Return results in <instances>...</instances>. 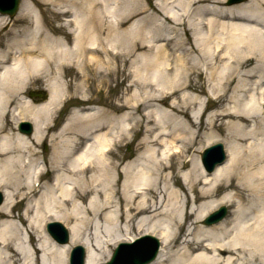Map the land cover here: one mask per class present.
<instances>
[{"label": "bare ground", "instance_id": "1", "mask_svg": "<svg viewBox=\"0 0 264 264\" xmlns=\"http://www.w3.org/2000/svg\"><path fill=\"white\" fill-rule=\"evenodd\" d=\"M43 1L67 17L50 29L67 37L27 0L17 27L0 13V264H70L73 244L85 253L73 264H107L111 245L138 234L160 241L146 264H264V0ZM117 58L131 78L121 113L74 108L37 162L42 118L66 91L59 73L86 81ZM34 75L48 81L36 105L20 100ZM16 116L31 135L5 130ZM131 131L140 148L115 157ZM217 141L227 159L206 172L199 151ZM222 204L229 213L204 223ZM50 220L68 243L50 235Z\"/></svg>", "mask_w": 264, "mask_h": 264}, {"label": "rangeland", "instance_id": "2", "mask_svg": "<svg viewBox=\"0 0 264 264\" xmlns=\"http://www.w3.org/2000/svg\"><path fill=\"white\" fill-rule=\"evenodd\" d=\"M24 1L25 0L20 1L18 10L14 14V17L12 19V21H14L15 27L19 26V24L17 22L18 21L17 13L19 12L20 7ZM27 1L32 4L33 11L35 12L34 15L37 14V16L39 17V19L42 23V26L46 30L50 31V29L52 27H54L55 25L58 24V25L63 26V24L65 23V19L67 17L60 16L58 13H55L54 12L55 7L48 4V2H44L43 0H27ZM154 1L155 0H141V2H144V3H146V2L152 3ZM52 7H53V9H52ZM107 20H109V18H107ZM8 24H10V21L8 22ZM112 24H113V22H112ZM123 26L125 27V24ZM50 32H51V34H54V36H57V37L58 36H60V37L66 36L67 37L64 29L63 30L56 29L55 31H50ZM183 33H184L183 36H186L185 34H187V31L186 32L183 31ZM186 46H188V45H186ZM176 53H177V51L174 54H176ZM170 57H172V56H170ZM101 70L102 69L97 71V75L95 74V77H93L91 75V78L89 80H86V81H83V79L79 75L80 72L75 71V69H73V68H69L65 72L59 73V76H61V77H59V76L58 77L61 80V82L65 85V89H66V91H63V94L61 96H65L67 98V100L64 103H59V100H58V102L53 106V109L49 113V117L51 115H53V116H55V120L52 121L49 118L45 119V117L43 116L42 123L45 125L46 123H50L49 121H52V123H54V125H55L54 129L56 131L59 128V126L64 123V121L66 120V118L69 116L70 112L74 108H79V109L83 110V109L88 108V107H93L96 109L95 111H97L98 114L101 113L102 116L105 114L107 115L109 113H114L116 115L121 113V111L115 112V111H113V109H114L115 104H120L124 99L130 98V96H131V91L126 90V87L129 84V81L131 79L128 75L125 76L126 72H128V71L126 68H124L123 63L121 62V58L116 59V63L113 66V68H111L110 71L107 70L108 71L107 72V71H104V70L101 71ZM35 76L36 75L33 76L30 83H28V85H26V87L22 90L23 92L20 94V100L28 99L33 104L36 105V104H41V103L45 102V100H46L45 95H47L46 83H48V81H41V80L38 81ZM39 77H40V75H39ZM162 90H164V89H162ZM30 91H33L34 93H38V95H36L34 97H32V95L28 96V93ZM202 98L204 100H207L206 103L213 104V103H211L212 100L210 99L209 96L207 97L206 95H203ZM168 103L169 102H167L166 104H168ZM62 104H64V105H62ZM216 107L217 106L215 105L214 107H212L210 109H206L202 118L207 113H209V111L211 109H215ZM88 110H90V109H88ZM16 117L18 118L19 116H16ZM22 119L27 120V118H18V121L22 120ZM18 121L17 122H16V120L14 122L8 121L6 124L5 130L6 131L12 130L13 132H16ZM101 128L103 130L105 128L104 125H102ZM49 130L45 131V134H44L45 136L43 138V142L33 144L34 151L37 152V154L35 155L38 158L37 162L41 161L42 158H44V161H47L48 157L52 153L50 136L47 135V133H49L48 132ZM138 131H139V129H138ZM138 133L139 132L131 131L128 134L129 135L128 139H132L133 136L135 134H138ZM217 133L221 137L225 135V131L221 130V129L218 130ZM0 134H1V130H0ZM142 136H143V134H141V132H140L135 137V140L133 141V143H131V145H129V146L127 144L128 143L127 140L123 141L122 142L123 144L121 145L120 150L116 151V154H114V156L118 158L119 157L118 155L121 154V155L133 157V155H135V153L137 152V149L140 148L139 139ZM217 142H221L225 148V144L222 141H217ZM213 143H216V142H213ZM206 147H207V145L204 146V148L200 149V151H199L200 155ZM225 151H226V149H225ZM222 191L220 190L218 192V195H221ZM222 205H224L227 208V212L224 215V217H225L229 213L231 208L227 204H222ZM220 206H218V207H220ZM20 210H21V206L18 205L16 207L15 211H20ZM64 227L66 228L65 225H64ZM140 235H142V234H138L136 237H138ZM68 241H69V234H68V239H67L66 243H68ZM76 245L77 244L71 245V247L69 248V251ZM111 246H112L111 247V253H112V251L114 249V245H111ZM223 254H226V252H222V255ZM244 256H246V255L244 254ZM107 259H109V258H107Z\"/></svg>", "mask_w": 264, "mask_h": 264}, {"label": "water", "instance_id": "3", "mask_svg": "<svg viewBox=\"0 0 264 264\" xmlns=\"http://www.w3.org/2000/svg\"><path fill=\"white\" fill-rule=\"evenodd\" d=\"M19 0H0V6L4 7L6 5L4 11L8 12L9 14H13L18 6ZM11 4V6H9ZM29 95H32L30 92ZM23 125H26V129L24 130L27 134L31 132L30 124L25 122ZM211 153V155H210ZM224 159V152L222 145L220 143L207 148L202 155L203 164L207 171H211L214 166L218 163H221ZM220 214L225 213V209L222 208ZM206 222H211L207 220ZM57 226L61 229L62 233L60 236L54 234V236L61 242H65L67 240V233L59 223H52L51 227ZM155 243L152 244L147 251H138L137 250H128L126 247H120L115 250L112 259L107 264H145L146 262L152 260L157 252L158 249V242L156 239L152 238ZM141 240H137L135 245H137Z\"/></svg>", "mask_w": 264, "mask_h": 264}]
</instances>
